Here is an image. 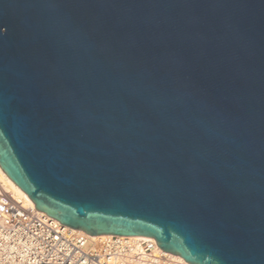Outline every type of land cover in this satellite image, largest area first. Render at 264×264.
Masks as SVG:
<instances>
[{"label":"water","instance_id":"obj_1","mask_svg":"<svg viewBox=\"0 0 264 264\" xmlns=\"http://www.w3.org/2000/svg\"><path fill=\"white\" fill-rule=\"evenodd\" d=\"M0 168L90 236L264 264V0H0Z\"/></svg>","mask_w":264,"mask_h":264},{"label":"built area","instance_id":"obj_2","mask_svg":"<svg viewBox=\"0 0 264 264\" xmlns=\"http://www.w3.org/2000/svg\"><path fill=\"white\" fill-rule=\"evenodd\" d=\"M16 199L0 184V264H189L150 237L104 235L97 243ZM87 242L92 245L85 249Z\"/></svg>","mask_w":264,"mask_h":264},{"label":"bare ground","instance_id":"obj_3","mask_svg":"<svg viewBox=\"0 0 264 264\" xmlns=\"http://www.w3.org/2000/svg\"><path fill=\"white\" fill-rule=\"evenodd\" d=\"M0 177L5 181L4 183L7 184V190L16 198V199H23L26 205L34 207L33 202L31 199L18 187L16 186L1 170L0 168ZM5 184V185H6ZM93 242L97 243L104 238V235H97V236H88ZM171 254V253H170ZM178 256V255H177ZM180 257V256H179Z\"/></svg>","mask_w":264,"mask_h":264},{"label":"rangeland","instance_id":"obj_4","mask_svg":"<svg viewBox=\"0 0 264 264\" xmlns=\"http://www.w3.org/2000/svg\"><path fill=\"white\" fill-rule=\"evenodd\" d=\"M4 182H5V181H3V179L0 177V184H3L4 187L7 189V188H8V187H7V184L4 183ZM5 184H6V185H5ZM97 242H98V241H97ZM91 245H92V243L87 242L84 248H85V249H88Z\"/></svg>","mask_w":264,"mask_h":264}]
</instances>
